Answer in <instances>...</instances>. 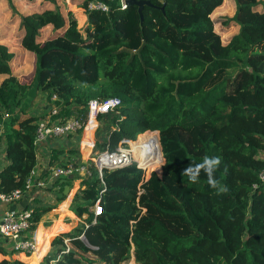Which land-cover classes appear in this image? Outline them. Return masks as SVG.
<instances>
[{
  "label": "trees",
  "instance_id": "16d2710c",
  "mask_svg": "<svg viewBox=\"0 0 264 264\" xmlns=\"http://www.w3.org/2000/svg\"><path fill=\"white\" fill-rule=\"evenodd\" d=\"M43 1L48 4L20 12L6 0L17 16L16 41L33 56V74L28 82L19 81L11 70L14 52L0 41L5 156L0 193L25 191L36 163L37 122L72 116L83 125L90 99L118 98L112 108L96 113L92 151L126 147L130 140L143 164L154 162L157 145L163 162L160 174L151 170L146 177L134 161L98 171L80 157L74 140L51 146L40 174L57 165L86 164V172L71 199L77 224L51 237L39 264H119L130 256L137 264H264V156L259 155L264 154V6L257 8L259 0H233L230 16L211 15L222 0H149L141 22L135 4L100 0L106 5L100 9L88 7L91 0H75L85 13V26L83 15L77 16L84 32L70 10L56 0ZM216 21L236 29L223 40ZM40 97L44 107L34 112ZM94 125L92 120L83 127L84 155ZM81 128L62 136H77ZM205 155L221 158L214 175L227 192L217 194L203 172L197 183L181 175ZM71 179L68 173L53 178L59 197ZM44 208L30 210L28 230ZM67 226L57 221L48 232ZM37 231V241L46 243L41 226ZM9 251L14 252L11 246ZM43 251L32 252L30 264ZM7 252L0 246L1 254ZM0 264L27 262L3 256Z\"/></svg>",
  "mask_w": 264,
  "mask_h": 264
},
{
  "label": "crops",
  "instance_id": "0c3cea01",
  "mask_svg": "<svg viewBox=\"0 0 264 264\" xmlns=\"http://www.w3.org/2000/svg\"><path fill=\"white\" fill-rule=\"evenodd\" d=\"M81 13L83 16L85 15L83 9H81ZM74 137L75 136L65 138L64 136H61L50 140L39 141L36 147V163L33 167V173L30 177V185L25 189L24 192L21 193V195L17 199L8 201L0 198V217L2 213L8 208L31 210L35 206L45 207L44 210L39 214L35 227L27 232V235L34 239L35 243L37 241L36 234L38 233V226H41V237L44 238L45 236H47L46 248L41 253V258L36 260L35 264H39L42 261L44 254L49 250L50 239L54 234L60 231L68 230L75 226L78 222L75 214L71 210V199L80 184L81 177L79 175H82L83 172L80 170H74L73 174H69L72 179L70 184H64L67 186L65 192H63V185L61 191L63 194L62 197H59V192L56 191L57 186H51V181L54 178L51 175V171L47 175L40 174V172L44 169L46 165L49 148L57 144L66 146L70 144L71 140H76V138L74 139ZM4 162V144L2 141H0V166H2ZM57 221L68 224L67 228H59L57 231L52 233L48 232L49 228ZM0 246L6 251H8L5 255L0 253V258L3 256L7 258L16 257L26 261L27 264H30V261L34 259L32 252L28 254L23 253L21 251L10 252L9 250L11 246V239L3 237L1 235Z\"/></svg>",
  "mask_w": 264,
  "mask_h": 264
},
{
  "label": "built area",
  "instance_id": "2783aa9c",
  "mask_svg": "<svg viewBox=\"0 0 264 264\" xmlns=\"http://www.w3.org/2000/svg\"><path fill=\"white\" fill-rule=\"evenodd\" d=\"M120 5L123 6L124 3L122 0H119ZM90 8H100L106 9V5L100 0H91L87 4ZM55 97L54 94H51V98ZM118 103V98L115 96H109L101 100L90 99L87 102V117L85 122L82 125V122L77 117H66L62 120L55 119L49 120L42 119L37 122L35 128V140L37 142L44 140V138L52 137V136H62L63 134L74 132L78 128H83L84 125L89 122L95 120L96 113L106 111L107 109L112 108L114 105ZM49 112L53 114L56 112V107L51 106ZM1 129V127H0ZM149 131V130H148ZM129 140H127L128 142ZM126 149L123 146H118L115 150L112 151H103L101 153H97L93 158V164L96 169L99 171L102 167H111L117 166L123 163H126L130 157L123 156L121 151ZM109 159L106 163H101L100 158ZM81 167V171L83 174L86 172L85 164H80L76 168L67 167L64 168L61 165L55 166L51 170V175L55 177L60 174H71L74 170H79ZM33 173V168L30 172V176L28 177L25 185V189L30 185V177ZM260 178L264 181V170L260 173ZM21 191L19 189H14L9 193H0V198L3 200L12 201L17 199L21 195ZM93 213L97 214L100 212V206L97 202L93 204L92 207ZM30 214V210L28 209H18V208H8L6 209L1 217H0V235L3 237H7L11 239V247L14 251H21L23 253H31L35 249V241L30 236L27 235L29 231L27 229L28 226V217ZM41 258V253L39 254L37 259Z\"/></svg>",
  "mask_w": 264,
  "mask_h": 264
},
{
  "label": "rangeland",
  "instance_id": "374dc122",
  "mask_svg": "<svg viewBox=\"0 0 264 264\" xmlns=\"http://www.w3.org/2000/svg\"><path fill=\"white\" fill-rule=\"evenodd\" d=\"M12 1L15 5L16 9L20 12L25 11V10H29L31 8L37 9V8L43 7L46 4H48L46 1H43V0H12ZM56 2L60 6L63 5L66 8V10H71V12L72 11L74 12V13L73 12L72 13H73V15L75 14L74 17L76 18V24L78 27L80 22H79L77 16H79V15L82 16V13H81L82 8L75 5V0H56ZM31 3H33V5L30 7ZM261 6H264V0H259V2L257 4V8H261ZM233 10H234L233 0H222L220 2V4H218L217 6H215L213 8V10L211 11V15L212 16H216V15L230 16L232 14ZM82 17L84 19V20L82 19L83 20L82 26H85L84 25L85 15ZM82 26L81 27L79 26V27L82 30L81 32H84V30H83L84 27L82 28ZM214 28L218 31L220 37L224 40L230 33L234 32V30L236 29V26L230 25V24L227 25V24L221 23L219 21H216V22H214ZM16 31H17L16 13L10 11V8H9L8 4L6 3V0H0V41H3L6 44H8V48L10 50H12V52H14V56L10 60V64H11V70L15 73L17 79L21 82H28L31 79V76L33 74V56L31 55L30 52L19 47V43H17V41H16V35H15ZM56 32H54V30H52V31L48 30L49 35L56 33ZM43 103H44V99L40 97V99H38L36 104L32 107V111L35 112V111L41 110L44 107ZM95 126H96V123H95L93 130H92V133H91L92 145H91L89 153L84 155L80 150V142L82 139L83 128H81L80 133L74 137V139L76 138L75 142H76L77 147L79 149V153L81 154L80 157L82 159H86L87 162L89 160L93 161V158H94V156L92 155V146H93V132H94ZM154 132L156 134V130ZM154 138L150 141L152 144H156ZM129 141L127 142V146L125 148H129L128 152L136 155V159L138 160L139 164L141 165V167L144 171V176L145 177L148 176L149 171H151V170H154L157 173H159V171H160L159 161L162 160V156H161L159 146L156 144L158 148L156 151V156H155L154 162L151 165L150 164L145 165V164H143V160L139 161V159H141L142 155L140 153H138L136 150L130 149V142ZM259 155L264 156V154H259ZM132 159H134V158H132ZM85 166H86V164H85ZM79 176L82 178L83 174L79 175ZM37 235H38V233L36 234V236ZM36 242L38 243V247L41 245V247H39V249L43 248L45 250L46 243L40 244V242H42V241H40V242L36 241ZM35 263H36V261H35ZM119 264H137V263L130 256L126 260L121 261Z\"/></svg>",
  "mask_w": 264,
  "mask_h": 264
},
{
  "label": "clouds",
  "instance_id": "9594fccd",
  "mask_svg": "<svg viewBox=\"0 0 264 264\" xmlns=\"http://www.w3.org/2000/svg\"><path fill=\"white\" fill-rule=\"evenodd\" d=\"M126 7V5H125ZM221 158L218 156L205 155L201 162L195 164H189L186 168L182 169L181 175L188 178V182L197 183L201 172L207 177V183L215 189L217 194L227 192V187L221 184L219 180L215 178V171L221 165ZM226 171V169H225Z\"/></svg>",
  "mask_w": 264,
  "mask_h": 264
},
{
  "label": "water",
  "instance_id": "95a60500",
  "mask_svg": "<svg viewBox=\"0 0 264 264\" xmlns=\"http://www.w3.org/2000/svg\"><path fill=\"white\" fill-rule=\"evenodd\" d=\"M122 1H123L124 5H127V4H135V5H136V11H137V13H138L139 22L142 21L141 8H142L143 4H151V2H150L149 0H122ZM153 131H155V130H153ZM156 134H157V132H156ZM157 139H158V136H157ZM159 148H160V145H159ZM92 155H93V156H96V155H97L96 151H92ZM129 161H134V162H136V165H137V166L141 167V166L137 163V161H136L135 159H132V158H131V159H128L127 162H129ZM162 162H163V159H162L161 161H159L160 165H161ZM141 168H142V167H141ZM158 174H160V171H159ZM66 188H67V186L64 185V189H65V190L63 189V192L66 191ZM82 238H83V240L87 243V241H86V239L84 238V236H82Z\"/></svg>",
  "mask_w": 264,
  "mask_h": 264
},
{
  "label": "bare ground",
  "instance_id": "6f19581e",
  "mask_svg": "<svg viewBox=\"0 0 264 264\" xmlns=\"http://www.w3.org/2000/svg\"><path fill=\"white\" fill-rule=\"evenodd\" d=\"M129 142H130V141H129ZM128 149H129V148L123 149V150L121 151V154H122L123 156H126V157L134 158V159L137 161V163L139 164L138 160L136 159V155L133 154V153L128 152ZM99 161H100L101 163H106V162L109 161V159H106V158L102 157V158H100ZM139 165H140V164H139ZM140 166H141V165H140ZM79 170L81 171V167H80ZM38 249H39V247H38V243L36 242L35 249H34L32 252H36Z\"/></svg>",
  "mask_w": 264,
  "mask_h": 264
}]
</instances>
